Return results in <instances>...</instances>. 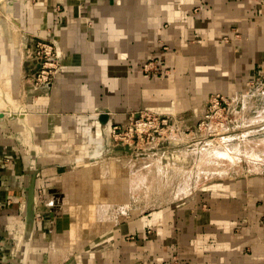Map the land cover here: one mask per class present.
Returning a JSON list of instances; mask_svg holds the SVG:
<instances>
[{"label":"crops","instance_id":"0c3cea01","mask_svg":"<svg viewBox=\"0 0 264 264\" xmlns=\"http://www.w3.org/2000/svg\"><path fill=\"white\" fill-rule=\"evenodd\" d=\"M39 2L37 9L31 0H0V69L10 63L6 51L20 46L8 21L29 29L30 19L63 51L50 93L30 99V112L10 110L28 119L29 139L17 148L0 144L2 262L264 264L263 176L248 186L204 185L187 212L184 204L160 207L101 228L91 246L57 249L65 241L68 180L89 156L88 132L90 143L99 142L142 106L192 112L210 95L231 93L264 72V0ZM151 58L158 60L156 73L142 70ZM14 59L20 61L19 51ZM79 238L73 242H86Z\"/></svg>","mask_w":264,"mask_h":264},{"label":"rangeland","instance_id":"374dc122","mask_svg":"<svg viewBox=\"0 0 264 264\" xmlns=\"http://www.w3.org/2000/svg\"><path fill=\"white\" fill-rule=\"evenodd\" d=\"M39 1L31 3L39 9L44 5ZM55 6L65 10L60 1ZM46 18L44 10L40 22ZM8 22L17 30L20 46L6 51L10 63L0 69V144L10 142L17 148L30 137L28 119L11 114L9 107L29 111V100L43 97L51 89L35 88L43 70L40 64L49 61L38 44L50 42L60 52L53 83L63 51L55 36L34 30L30 19L25 20L29 29ZM17 51L19 62L14 59ZM155 70L159 68L152 72ZM220 94L224 100L217 110L207 111L213 107L211 95L192 112H161L143 106L130 109L126 121L112 124L99 142L85 140L89 156L80 167L79 163L74 165L77 169L68 180V218L62 232L65 241L57 249L66 253L80 244L91 246L87 241L97 237L101 228L113 227L140 213L171 210L174 204H184L181 210L185 212L194 201V191L204 185L224 181L248 186L258 176L264 177V72L252 74L237 90ZM159 115L167 119L166 123L157 125L160 119H155L148 134L131 136L128 127L137 119L148 121L147 117L153 120ZM117 125L119 129L114 131ZM95 143L99 152L91 156ZM78 236L86 242H73Z\"/></svg>","mask_w":264,"mask_h":264},{"label":"built area","instance_id":"2783aa9c","mask_svg":"<svg viewBox=\"0 0 264 264\" xmlns=\"http://www.w3.org/2000/svg\"><path fill=\"white\" fill-rule=\"evenodd\" d=\"M39 48L41 50H43L46 59H48L49 56V61H44L43 63H39L41 67H43L42 73L38 76L36 83H35V88L37 89H43L44 90H49L52 85H53V77L55 76V72H56V67L59 64V56H60V52L58 50H56L55 46H53L52 43L50 42H44V43H39L38 44ZM38 48V50H39ZM40 50V53H41ZM157 59L156 58H151L148 59L143 65H142V70H146V72H150V73H156L157 70L153 71L154 67H157ZM47 92V91H46ZM224 100V95L220 94V93H214L211 95L209 102L211 103V105L213 107H210L207 109V111H211L212 109H218L220 108L219 105L221 103V101ZM144 116V114H143ZM159 115L158 117H154L153 120H150V117H147L146 119H148V121H142L143 117L139 118L136 120V123H132V125H130L129 128V133L131 134V136L133 134H136L137 136H142L145 133H147V131H149V129L154 128L155 124H152L153 121L155 119H160ZM133 119V118H132ZM167 119L166 118H162L159 121H156L157 125H159V123H166ZM115 129H119V126H114V131ZM157 130V129H154ZM125 134V133H124ZM148 134V133H147ZM91 134L89 133L88 137L90 138ZM124 137V136H122ZM97 144L95 143L93 145V147H95ZM2 247H1V242H0V264H4L2 262Z\"/></svg>","mask_w":264,"mask_h":264},{"label":"bare ground","instance_id":"6f19581e","mask_svg":"<svg viewBox=\"0 0 264 264\" xmlns=\"http://www.w3.org/2000/svg\"><path fill=\"white\" fill-rule=\"evenodd\" d=\"M0 93H1V92H0ZM1 97H2V96H1ZM11 107H12V106H11ZM0 108H1V106H0ZM14 108H15V107H14ZM9 109H10V110H13V109L10 108V107H9ZM10 112H11V114L15 115L16 112H19V111H16V112H15V111H10ZM0 113H2V112H0ZM89 132H90V131H89ZM98 146H99V145H98ZM97 148H98V147H94V148L92 149V151H91V156H95V155L98 154V152H99L98 149H99V148H98V149H97Z\"/></svg>","mask_w":264,"mask_h":264},{"label":"water","instance_id":"95a60500","mask_svg":"<svg viewBox=\"0 0 264 264\" xmlns=\"http://www.w3.org/2000/svg\"><path fill=\"white\" fill-rule=\"evenodd\" d=\"M98 118H99V120L101 122H105L108 119V114L106 112H102V113L99 114V117Z\"/></svg>","mask_w":264,"mask_h":264}]
</instances>
